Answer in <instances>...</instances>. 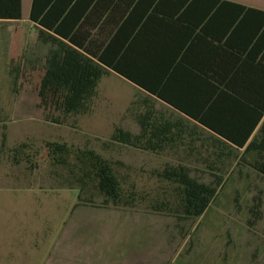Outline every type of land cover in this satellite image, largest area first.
<instances>
[{
	"label": "rangeland",
	"instance_id": "rangeland-1",
	"mask_svg": "<svg viewBox=\"0 0 264 264\" xmlns=\"http://www.w3.org/2000/svg\"><path fill=\"white\" fill-rule=\"evenodd\" d=\"M30 5L31 0H21L20 22H0V139L4 133L7 151L25 143L41 156L32 157L36 169H29L24 162L14 165L10 154L0 151V264H230L231 259L232 264H255L247 255H254L252 241L246 252L229 247L228 261L222 259L224 243L233 242L224 236L230 217L223 207L229 200L225 189L201 218L177 220L151 213L144 205H103L92 187L77 201L78 189H68L56 178V169L43 158L44 142L89 148L104 159L122 162L128 167L122 172L144 192L158 185L149 173L169 160L126 147L103 150L114 128L138 132L134 121L125 118L136 93L114 78H101L89 114L70 117L64 125L51 122L56 116L42 106L37 95L40 75L29 65H20L23 75L14 84L11 67L18 57L9 63L10 55L19 54L20 63L22 56L34 61L48 48L36 43L28 20ZM192 176L211 182L206 175ZM90 194L93 205L83 202ZM239 226L244 225L235 223L234 230Z\"/></svg>",
	"mask_w": 264,
	"mask_h": 264
},
{
	"label": "crops",
	"instance_id": "crops-1",
	"mask_svg": "<svg viewBox=\"0 0 264 264\" xmlns=\"http://www.w3.org/2000/svg\"><path fill=\"white\" fill-rule=\"evenodd\" d=\"M219 1L264 13V0ZM214 4L212 0H94L85 21H80V32L89 34L93 48L100 43L109 46V57L126 78L112 70L104 77L136 93L130 104L150 101L158 112L181 120L184 128L204 132L205 141L191 145L205 144L207 167L192 166L191 174L208 176L211 182L206 184L222 176L218 192H228L223 207L230 217L226 215L224 236L233 242L224 241L222 259L228 261L230 248L236 245L246 252L252 241L254 255L245 254L255 264H264V16L250 12L235 24L237 9ZM193 119L220 129L221 136ZM189 130L182 137L197 139ZM184 153L181 148L161 157L175 159ZM190 154L194 160L196 151ZM235 223L244 226L235 231Z\"/></svg>",
	"mask_w": 264,
	"mask_h": 264
},
{
	"label": "trees",
	"instance_id": "trees-1",
	"mask_svg": "<svg viewBox=\"0 0 264 264\" xmlns=\"http://www.w3.org/2000/svg\"><path fill=\"white\" fill-rule=\"evenodd\" d=\"M214 5H229L238 10L234 23H241L248 13H264L245 8L244 6L219 1ZM94 0H31L28 20L36 31V43L48 46L44 56L28 61L19 54L11 70L15 74L14 84L23 75L20 65H29L30 71L38 73V98L45 109L52 111L56 117L51 122L64 125L70 117L87 115L91 111L92 101L99 81L109 70L124 77L113 59L109 57V46L93 48L92 39L81 34L85 14L93 6ZM22 19L21 0H0V21H19ZM263 19V18H262ZM264 20V19H263ZM117 53V52H116ZM12 60V61H11ZM23 68V67H22ZM126 78V77H124ZM126 116L133 117L138 126V133L133 134L122 128H114L109 140L102 143L103 150L111 147H126L154 156H163L166 152L186 150L183 155L176 154L175 159H168L160 169L149 175L156 179L158 185L148 192L139 189L131 179L127 169L120 161L104 159L96 151L89 148L74 149L62 142H44L43 158L56 169L55 176L68 188L78 189L77 201H82L83 192L92 187L107 203L118 209H143L173 217L177 220L201 218L215 200L222 176H214L211 184H206L197 176H192L191 167H207L205 157L206 146H192L191 142L205 141L204 133L193 128H184L181 120L158 112L150 101L144 104L131 103ZM205 126L204 120L193 119ZM222 134L220 129H210ZM196 134L192 141L182 136L187 131ZM215 130V131H214ZM196 151L194 160H190V151ZM221 151V148H218ZM0 151L10 154L14 165L24 162L29 169H36L32 157L39 158L40 152L30 150L25 143L7 151L6 137L2 133ZM31 151V153H29ZM40 160V159H39ZM221 163V161H219ZM59 170V173H58ZM86 204L93 205V194L83 199Z\"/></svg>",
	"mask_w": 264,
	"mask_h": 264
}]
</instances>
